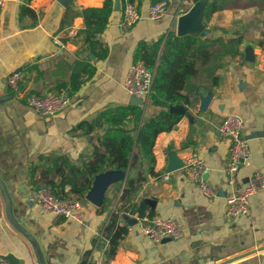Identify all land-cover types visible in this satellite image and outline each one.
Returning <instances> with one entry per match:
<instances>
[{
    "label": "crops",
    "instance_id": "0c3cea01",
    "mask_svg": "<svg viewBox=\"0 0 264 264\" xmlns=\"http://www.w3.org/2000/svg\"><path fill=\"white\" fill-rule=\"evenodd\" d=\"M133 1L142 17L123 30L122 1L120 9L114 5L111 22L98 36L109 48L103 58L88 51L79 31L85 26L82 10L104 0H6L0 6V179L13 216L37 241L45 264H264V188L251 195L249 212L226 215V197L255 171L264 175V0H228L206 21L210 0H168L167 12L159 19L147 16L153 0ZM199 1L202 11L193 13L181 30L180 17ZM23 5L31 10L22 13ZM183 30L200 31L204 37L241 36V53L224 56L216 70L218 84L207 88L210 81L201 76L197 80L203 86L199 93H191V102L175 104L183 116L175 128L157 136L153 148L157 173L148 175L133 194L136 204L144 202L146 214L118 210L129 169L113 168L99 173L81 197L72 195L70 183L65 185L68 196L82 201L80 218L45 211L33 199L34 189L48 180L59 182L61 168L68 172L65 160L80 166L92 158L99 130L85 132L79 124L107 107L138 103L123 82L139 43L165 40L170 31L180 35ZM85 57L96 70L91 76L81 75L69 107L41 115L25 103L29 93L57 92L60 82L69 87L73 65ZM17 70L22 79L19 94H14L7 77ZM204 93L209 98L202 108ZM144 105L145 119L160 110L150 100ZM231 113L241 116L245 136L252 135L250 163L240 167L234 184L226 173L231 140L219 131ZM260 130L263 133L256 134ZM191 152L205 165V179L216 192L212 199L185 173L184 161ZM179 159L182 163L176 166ZM137 161L135 156L132 176L146 172L147 163ZM117 211L128 232L116 254L107 259L105 227ZM153 216L173 218L182 236L159 242L146 237L140 225ZM9 253L23 264H40L30 238L9 216L0 187V258Z\"/></svg>",
    "mask_w": 264,
    "mask_h": 264
},
{
    "label": "trees",
    "instance_id": "16d2710c",
    "mask_svg": "<svg viewBox=\"0 0 264 264\" xmlns=\"http://www.w3.org/2000/svg\"><path fill=\"white\" fill-rule=\"evenodd\" d=\"M121 1L124 6L126 0ZM156 1L159 0H153V3ZM227 1L210 0L204 11V20H208L214 11L224 7ZM114 5L115 0H104L102 5L88 6L82 10L85 26L79 31V35L88 44V51L99 58L109 53L108 46L103 45L98 36L111 22L115 12ZM27 10L30 11L31 8L23 5L22 13ZM240 43L241 36L228 39L220 36L204 37L200 31H189L180 35L170 31L165 40L158 38L150 42H140L135 51V61L143 60L154 71L149 100L153 105L159 106L160 110L145 119L144 104L126 103L107 107L92 119L82 121L79 127L85 132L99 130L97 141L92 144V158L80 166L65 160L68 172L66 168H61V180H48L46 184L51 185L57 195L68 196L64 187L70 183L72 195L81 197L91 188L99 173L109 168L129 169L118 210L137 212L144 216L146 206L143 201L136 204L133 194L137 193L148 175L157 173L153 151L157 136L163 131L175 128L183 116L181 112L172 110V105L190 103L191 93L195 90L199 93L203 86L197 80L201 76L210 81L207 88L218 84L216 70L223 64L224 56L241 53ZM95 70V65L90 63L88 57L79 60L73 65L69 87L66 82H60L57 84V93L66 92L72 95L81 85V75L87 73L91 76ZM135 156L138 159L137 164L146 162L147 168L146 172L140 171L132 176L130 172L134 167L132 160ZM119 211L111 214L105 227L109 240L107 259L116 254L120 239L128 232L127 225L121 223L122 215Z\"/></svg>",
    "mask_w": 264,
    "mask_h": 264
},
{
    "label": "built area",
    "instance_id": "2783aa9c",
    "mask_svg": "<svg viewBox=\"0 0 264 264\" xmlns=\"http://www.w3.org/2000/svg\"><path fill=\"white\" fill-rule=\"evenodd\" d=\"M6 0H0L3 6ZM168 0H159L149 5L147 16L150 19L161 18L168 9ZM142 17L136 3L126 0L123 6V15L120 27L128 30ZM57 41L58 39L55 38ZM20 71H14L7 77L8 87L14 94H19ZM154 79V71L143 60L134 61L126 74L123 82L125 90L135 97H140L144 104L149 100ZM71 96L67 93L51 92L47 94L29 93L25 96V103L41 115L56 114L71 105ZM220 133L231 140L229 148V163L226 168L228 181L236 183V174L240 167L250 163L251 152L248 138L242 131V118L237 113L224 117L219 125ZM185 173L201 188L202 193L209 199L216 196L215 189L205 179V165L195 152L189 153L184 161ZM167 176V175H166ZM264 188V175L255 171L246 184L231 192L226 197V215L230 218L245 214L250 211V197ZM33 199L45 210L59 214L66 218H80L82 201L72 196H59L49 184H42L33 191ZM141 231L149 239L159 242L164 238L176 239L182 236V228L171 217L153 216L145 218L141 223ZM0 264H12L5 258H0Z\"/></svg>",
    "mask_w": 264,
    "mask_h": 264
},
{
    "label": "water",
    "instance_id": "95a60500",
    "mask_svg": "<svg viewBox=\"0 0 264 264\" xmlns=\"http://www.w3.org/2000/svg\"><path fill=\"white\" fill-rule=\"evenodd\" d=\"M120 8H121L120 0H116L115 9H120ZM202 8H203V4L201 3V1H199L197 3V5L194 6V8H192V10L188 14H186L184 16H181L180 17V24H181V28L180 29L182 30L183 28H185L186 27L185 26L186 20L189 19L193 13H196V11L197 12H201ZM189 31H193V30H183V31L180 32V34H184V33L189 32ZM204 94L207 96V98L201 103L202 108H204L206 106V104L208 102L207 100L209 98V96L206 93H204ZM131 99L136 101V102H138L139 104L142 103V99L140 97H135V96L131 95ZM171 109L175 110V111H178V112H182L181 108L178 105H172ZM262 133H263V130H260V131H257L256 134H262ZM251 136L252 135H247L246 137L248 138V137H251ZM181 163L182 162L179 159V160L176 161L175 164H176V166H179ZM0 187H1L3 195L5 197L6 206H7V212L9 214V216L12 218V220L15 222V224L18 225V227L20 229H22V231L30 238V240H31V242H32V244L34 246V249L36 251V254L38 256L39 263L40 264H45L44 263V259H43V255H42V253H41V251L39 249L37 241L32 237V235L30 233H28L27 231H25V229H23V227L18 223V221L13 216V213H12V210H11V199H10L9 193H8L3 181H1V179H0ZM133 220H135V219H129L130 222H132ZM2 257L7 259V260H9L13 264H23V261H19V259H17L11 253H9L7 255H2Z\"/></svg>",
    "mask_w": 264,
    "mask_h": 264
}]
</instances>
